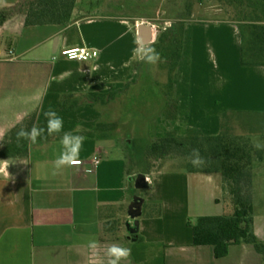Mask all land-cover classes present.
I'll use <instances>...</instances> for the list:
<instances>
[{
  "label": "rangeland",
  "instance_id": "1",
  "mask_svg": "<svg viewBox=\"0 0 264 264\" xmlns=\"http://www.w3.org/2000/svg\"><path fill=\"white\" fill-rule=\"evenodd\" d=\"M42 3L45 9L40 12L41 17L39 11H30L26 26L14 36L22 42L16 54L28 62L27 97L37 85L33 73L35 60L45 59L49 76L54 75L42 108L27 118L29 130L34 124L40 126L45 112L51 109L63 118L65 132L97 133L100 137L119 134L124 145L128 140L132 146L138 145L131 155L136 158L134 167L145 168L153 159L156 162L152 188L137 189L134 183V192L160 200L161 184L160 192L154 189L155 182L161 180L159 172L168 179L175 174L185 176L195 169L187 150L197 146L174 144L163 149L164 157L151 152L145 154V159L139 157L140 151L146 147L147 153L151 144L171 135L185 143L190 138L196 142L220 133L231 135L249 150L250 166L249 172L237 181L227 180L229 201H224L227 209L232 207L230 203L236 206L235 187L246 199L249 186L253 200L263 195L264 147L257 149L254 145H264V67L241 65L238 22L231 19L219 1L42 0ZM139 20L153 23L158 30L157 41L148 45L161 54L162 62L156 66L139 62L133 56V49L140 45ZM65 21L76 22L68 30L69 41L94 44L101 49V57L87 63H71L54 74V61L63 57L62 47L67 41L61 24ZM4 35L0 30V43ZM174 38L180 40L181 54L169 58ZM246 86H253V93L260 88L255 96L263 103L255 109L260 114L243 113L247 110L245 100H241L247 96L239 89ZM61 136L62 133L54 135ZM205 163L201 167L215 166L213 162ZM155 208L160 210L159 205ZM190 221L195 225L198 218L193 216ZM193 225L191 230L195 232Z\"/></svg>",
  "mask_w": 264,
  "mask_h": 264
},
{
  "label": "crops",
  "instance_id": "2",
  "mask_svg": "<svg viewBox=\"0 0 264 264\" xmlns=\"http://www.w3.org/2000/svg\"><path fill=\"white\" fill-rule=\"evenodd\" d=\"M43 6L42 0H0V30L5 34L0 52L12 50L17 57L0 56V150L7 147L13 131L39 112L53 82L54 75L51 80L48 64L40 57L33 62L37 85L27 97L28 62L16 54L22 42L14 36L26 26L29 12L40 13ZM61 24L67 40L62 48L86 45L68 39V30L76 22ZM86 46L98 49L101 57L99 47ZM54 62V74L71 63H87L64 56ZM259 89L256 93L253 86L239 89L247 96L241 100L247 110L243 113L260 114L257 108L263 103L255 97ZM100 135H83L79 167H54L63 151L61 137L37 140L23 156L0 157V264H90L91 241L99 243L97 255L91 258L94 264H107L106 248L113 243L131 249L130 259L121 264H264V255L252 243L232 244L223 255L224 250L217 251L214 245L194 242L189 223L193 216H221L236 210L232 203L227 209L224 202L229 200L221 172L195 168L168 179L158 170L161 180L154 189L160 192L161 184L162 199L143 197V213L134 218L130 208L138 194L133 184L144 174L148 184L142 188H152L156 162L153 159L145 168H136L131 155L138 145L132 146L130 140L124 145L119 134ZM145 154L146 147L139 157L145 159ZM253 206L255 231L264 241V193L255 197Z\"/></svg>",
  "mask_w": 264,
  "mask_h": 264
},
{
  "label": "trees",
  "instance_id": "3",
  "mask_svg": "<svg viewBox=\"0 0 264 264\" xmlns=\"http://www.w3.org/2000/svg\"><path fill=\"white\" fill-rule=\"evenodd\" d=\"M223 8L231 14V19L238 22L237 29L241 36V60L242 66H262L264 67V0H217ZM39 18V17H38ZM66 24H68L65 21ZM161 40V39H160ZM163 41V40H162ZM159 42L158 44H160ZM171 47L170 57L179 54L180 40L174 38ZM45 116V114H44ZM46 126V117L42 120L40 127ZM21 128L28 129L26 124L7 137V147L0 150V157H16L26 155L29 151L30 143L26 140H17V132ZM103 135V136H107ZM53 136L46 138H38V140H49ZM197 146L201 157L205 162L215 166L195 167L199 171L205 172H221L225 178V190H227V180L234 178L235 181L239 177L249 172V150L244 148L237 138L227 134L220 133L215 136L197 139L196 142L189 139L188 143L171 135L163 140H158L151 144L147 150L149 153H159V157H164V151L168 146L177 145L179 147L187 144ZM211 147V148H210ZM191 150V151H190ZM162 151V153H160ZM189 154L193 149L187 150ZM164 154V155H162ZM185 157V152L181 153ZM178 155V156H181ZM177 157V156H175ZM189 159V158H188ZM207 164V163H204ZM194 167V166H193ZM250 188V189H249ZM253 188V187H252ZM249 189V190H248ZM240 189H233V197L236 210L233 214H224L221 216H201L198 217L195 228V244L196 245H214L218 250H224L223 255H227L229 247L232 244L252 243L257 250L264 255V241L256 234L254 206L251 187H247V195L245 199L239 194ZM244 196V195H243Z\"/></svg>",
  "mask_w": 264,
  "mask_h": 264
},
{
  "label": "clouds",
  "instance_id": "4",
  "mask_svg": "<svg viewBox=\"0 0 264 264\" xmlns=\"http://www.w3.org/2000/svg\"><path fill=\"white\" fill-rule=\"evenodd\" d=\"M133 56L139 62L152 66H156L158 63L162 62L161 54L154 46L140 44L133 49ZM45 117V127H40L34 124L30 130L21 128L16 134L17 140H26L30 144H35L37 143L38 138H46L47 136L60 135L62 133L61 144L63 146V151L54 161V167L56 169H61L65 166L79 167L82 163L79 157L84 148L86 137L72 132H65L63 118L51 109L45 112ZM254 146L257 149L264 147V145H261L260 143H256ZM189 162L194 167H201L204 165L205 161L203 157H201L199 149H193L189 156ZM0 171H3V169H0ZM5 175L7 176L9 174L5 173ZM88 247L91 252L90 264H94L91 258L97 255L99 243L97 241H91ZM106 256L108 257L107 264H121L122 261H128L130 259L131 249L113 243L107 246Z\"/></svg>",
  "mask_w": 264,
  "mask_h": 264
},
{
  "label": "water",
  "instance_id": "5",
  "mask_svg": "<svg viewBox=\"0 0 264 264\" xmlns=\"http://www.w3.org/2000/svg\"><path fill=\"white\" fill-rule=\"evenodd\" d=\"M137 39L139 44L152 45L158 39V30L153 25V23L147 22L145 20H139L137 23ZM136 184L139 188L147 186V177L144 174H140L136 180ZM145 199L141 196H136L131 208L130 214L134 218H138L143 213V204ZM136 240L137 238H133Z\"/></svg>",
  "mask_w": 264,
  "mask_h": 264
},
{
  "label": "built area",
  "instance_id": "6",
  "mask_svg": "<svg viewBox=\"0 0 264 264\" xmlns=\"http://www.w3.org/2000/svg\"><path fill=\"white\" fill-rule=\"evenodd\" d=\"M1 57H7L8 59H16L15 52L10 50L9 52H5L2 50L0 52ZM62 56L70 61H79V62H88L95 60L100 57V51L96 48H92L86 45H72L63 48ZM97 163L100 164V160L97 159ZM106 169V168H105Z\"/></svg>",
  "mask_w": 264,
  "mask_h": 264
}]
</instances>
